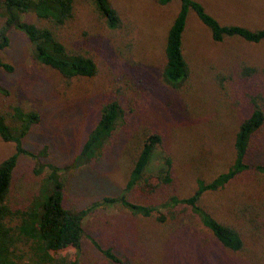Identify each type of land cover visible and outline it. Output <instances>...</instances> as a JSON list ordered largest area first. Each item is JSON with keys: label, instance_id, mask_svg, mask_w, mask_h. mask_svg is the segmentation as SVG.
Instances as JSON below:
<instances>
[{"label": "rangeland", "instance_id": "obj_1", "mask_svg": "<svg viewBox=\"0 0 264 264\" xmlns=\"http://www.w3.org/2000/svg\"><path fill=\"white\" fill-rule=\"evenodd\" d=\"M198 1L222 25L264 28V0ZM110 2L121 16L120 29L107 28L90 3L78 0L75 18L60 31L70 50L95 61L97 74L91 78H63L35 60L33 47L21 32H8L9 46L2 58L12 72L0 70V113L9 122L15 108L40 115L22 140L37 158L19 157L11 203L26 205L38 194L48 173L44 166L53 164L64 169L67 209L78 212L98 203L82 223L79 264H117L107 260L94 242L110 248L119 264H264V182L253 170L201 200L202 208L218 221L240 230L245 246L239 252L222 248L189 207L174 208V219L160 207L170 195L189 197L198 178L209 181L232 162L238 125L251 113L253 102L264 106V42L216 43L191 14L185 32L191 73L174 89L163 82L161 69L166 32L178 4ZM26 18L37 23L32 15ZM2 23L0 18V27ZM245 66L258 70L247 76ZM111 101H118L124 114L107 147L92 162L70 168L102 108ZM152 133H158L162 143L146 176L160 174L163 159L169 156L173 181L153 193L142 184L127 198L157 211L144 218L120 205L103 204L102 199L122 193L145 135ZM14 151L13 143L0 138V163ZM248 163L264 164V126L253 136Z\"/></svg>", "mask_w": 264, "mask_h": 264}, {"label": "trees", "instance_id": "obj_2", "mask_svg": "<svg viewBox=\"0 0 264 264\" xmlns=\"http://www.w3.org/2000/svg\"><path fill=\"white\" fill-rule=\"evenodd\" d=\"M77 1L0 0V18L3 21L0 27V70L12 72V67L3 61L2 53L9 46L8 32L15 29L28 39L39 64L59 72L65 79L94 77L97 65L93 58L70 50L60 33L75 18ZM86 2L93 6L107 28L118 30L122 27L121 16L110 0ZM173 2L178 4V10L166 32L163 48L165 61L161 69L163 82L171 88H180L190 77L191 70L185 56V32L191 14L208 29L216 43L226 39H239L250 44L264 42V28L222 25L198 0H156L159 6ZM29 15L34 16L37 23L28 21L26 17ZM257 70L255 67H243V73L247 76L254 75ZM123 114L118 101H111L102 108L98 122L70 168L79 169L101 156L118 123L122 122ZM39 121L37 112H26L20 108L13 110L10 122L0 113V138L15 146L14 153L0 163V264H79L84 234L82 223L88 211L97 207L98 203L78 212L67 209L61 173L64 169L46 164L44 168L48 173L38 194L31 196L22 206L12 204L10 200L12 177L19 157L37 158L23 147L22 140ZM263 126L264 106L253 102L251 113L235 131L234 158L228 168L209 181L198 178L189 197L170 195L167 203L160 206L167 210L168 217L174 219V208L177 206H187L222 248L230 252L241 251L245 240L240 230L218 221L202 208L201 200L207 193L224 190L239 175L251 170L264 182V164L248 163L253 136ZM161 141L158 133L145 135L122 193L115 198L102 199L103 204L120 205L131 214L144 218L153 216L157 208L131 203L127 194L142 184L153 193L172 183V160L169 156L163 159L160 174L146 176L154 151L160 147ZM94 246L107 260L117 264L121 262L110 248L104 249L95 242Z\"/></svg>", "mask_w": 264, "mask_h": 264}]
</instances>
